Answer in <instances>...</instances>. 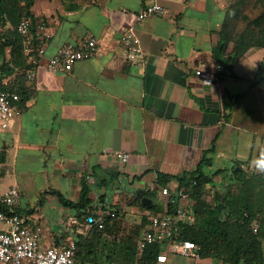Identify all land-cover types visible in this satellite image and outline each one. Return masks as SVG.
I'll list each match as a JSON object with an SVG mask.
<instances>
[{"label": "crops", "instance_id": "0c3cea01", "mask_svg": "<svg viewBox=\"0 0 264 264\" xmlns=\"http://www.w3.org/2000/svg\"><path fill=\"white\" fill-rule=\"evenodd\" d=\"M160 2L166 14L141 21L142 0H37L33 17L45 20L51 34L44 55L25 54L26 65L12 69L11 46L0 53V75L21 92L22 109L0 131V198L11 188L22 193L17 209L33 215L45 245L84 235L71 219L82 223L89 214L79 216L63 206L52 190L78 202L87 184L89 212L117 214L107 220L115 225L104 237L110 243L119 223L122 231L135 223L139 232L149 225L151 211H166L160 175L168 177L172 188L183 186L179 177L204 157L212 161L204 172L220 173L202 198L211 203L214 191L231 185L238 192L242 183L233 169L241 164L264 219V169L257 167L264 153V48L238 55L230 43L219 84L201 86L195 71L218 65L214 48L230 0ZM129 28L141 39L146 66L127 60L122 35ZM87 34L98 38L100 51L70 72L51 73L48 61L57 49ZM30 71L35 72L32 81L27 79ZM117 152L129 153V162L121 163ZM152 186L157 187L152 191ZM144 197L152 199L150 207L142 204ZM193 199L196 211L197 197ZM260 219L253 223L260 226ZM160 250V256L169 253L167 245ZM112 261L103 256L84 264ZM195 264L220 263L207 258Z\"/></svg>", "mask_w": 264, "mask_h": 264}, {"label": "built area", "instance_id": "2783aa9c", "mask_svg": "<svg viewBox=\"0 0 264 264\" xmlns=\"http://www.w3.org/2000/svg\"><path fill=\"white\" fill-rule=\"evenodd\" d=\"M143 9L138 15L143 21L153 15L166 14L160 0H142ZM47 22L22 18L17 26V33L24 38V53L29 55L37 52L41 56L45 53V46L51 34L47 33ZM122 42L128 47L127 60L130 64L146 66L149 62L144 51L141 39L134 28H129L122 35ZM100 51V43L96 36L87 34L78 43L61 45L55 55L48 61V70L51 73L70 72L74 65L82 60L89 59ZM224 71L222 65H217L213 70L196 69L195 76L199 84L204 87L218 85L220 76ZM35 72L27 73V79L32 81ZM20 94L12 87L8 76L0 75V131L9 128L12 118L22 113L19 106ZM117 159L125 164L130 160L127 152H117ZM196 182L188 186L172 188L161 186L160 193L166 198L165 212L151 211L149 225L142 230L136 241L137 261L149 246L167 245L168 252L183 258L199 261L201 247L192 240L183 238L185 228L196 223V211L192 191ZM157 186H152L155 190ZM22 193L17 188H11L0 198V264H80L77 259L76 238H59L52 245H45L42 238V228L35 221L31 213L18 212ZM109 218H117V214L109 209H100L89 212L85 221L80 223L72 218L73 225L78 226V231L86 235L91 228L99 226L104 228ZM257 232L259 224L253 223ZM78 233V232H77ZM108 264H125L112 261Z\"/></svg>", "mask_w": 264, "mask_h": 264}, {"label": "trees", "instance_id": "16d2710c", "mask_svg": "<svg viewBox=\"0 0 264 264\" xmlns=\"http://www.w3.org/2000/svg\"><path fill=\"white\" fill-rule=\"evenodd\" d=\"M36 1L0 0V53L4 55L5 48L11 46L12 69H21L26 65L24 38L17 33L16 26L22 18H30L34 23L36 22L37 19H34L32 14V7ZM257 1L264 5V0ZM233 11L234 6L231 4L228 7L226 19ZM7 23H10L11 26L6 29ZM230 43L229 34L222 30L220 41L214 48V57L218 65L224 66L229 61L230 58L226 56V50ZM234 46L238 55L244 54L252 47L264 48V11L249 22L245 32L234 41ZM231 58H234V54L231 55ZM11 71L10 69L7 73L10 74ZM17 92L21 93L18 90ZM2 159L3 157H0V161ZM206 164L212 165V161L210 158L204 157L193 171L179 177L181 185L188 186L191 182H196L192 195L197 197L196 223L194 226L185 228L183 238L192 240L201 247L202 259H217L225 264H264L263 208L255 202L252 192L254 186L249 180L244 179L246 175L239 164L237 166L240 167L239 170L237 167L233 169L238 182L242 183L238 192L235 190V185H231L223 192L214 191L212 202L209 203L202 198L205 187L212 185L220 171L211 176L207 175L204 172ZM159 178L161 186L167 185L168 177L166 175H160ZM50 193L55 195L63 206L74 210L79 216L89 213L91 189L87 184L83 185L78 202L68 200L56 190H52ZM0 208H2L1 204ZM258 217L261 218V224L255 232L253 222ZM114 226L107 222L104 228L95 226L86 235L76 237L77 259L80 264H84L89 259L97 261L103 256L113 259V261H119L117 259L122 255L121 252L129 251L130 246H126L121 241L118 242L116 238L110 243L104 239L105 234ZM160 252L159 245L149 246L140 257L139 264H157ZM135 254L137 257V252Z\"/></svg>", "mask_w": 264, "mask_h": 264}, {"label": "rangeland", "instance_id": "374dc122", "mask_svg": "<svg viewBox=\"0 0 264 264\" xmlns=\"http://www.w3.org/2000/svg\"><path fill=\"white\" fill-rule=\"evenodd\" d=\"M233 4L234 11L226 19V25L223 30L226 31L230 38L231 43L239 37L240 34L244 33L249 26V22L256 18L262 11H264V5L260 4L257 0H230V5ZM210 171L215 172L216 169L212 168ZM122 225L119 223V229L115 234V238L118 242L130 246L129 251H122V255L118 257L117 260L122 262H130L134 264H139L136 261V241L141 233V229L137 232L136 224H125V231H122ZM113 236L110 237L112 239ZM132 255V258H130ZM117 258V257H116ZM169 260V261H168ZM219 263L225 264L221 260ZM157 264H195V260L183 258L173 253H164L160 256L159 262Z\"/></svg>", "mask_w": 264, "mask_h": 264}, {"label": "water", "instance_id": "95a60500", "mask_svg": "<svg viewBox=\"0 0 264 264\" xmlns=\"http://www.w3.org/2000/svg\"><path fill=\"white\" fill-rule=\"evenodd\" d=\"M142 204L146 207H150L152 205V199L148 198V197H144L142 199Z\"/></svg>", "mask_w": 264, "mask_h": 264}, {"label": "clouds", "instance_id": "9594fccd", "mask_svg": "<svg viewBox=\"0 0 264 264\" xmlns=\"http://www.w3.org/2000/svg\"><path fill=\"white\" fill-rule=\"evenodd\" d=\"M257 167L264 169V153L261 154V159L257 161Z\"/></svg>", "mask_w": 264, "mask_h": 264}]
</instances>
